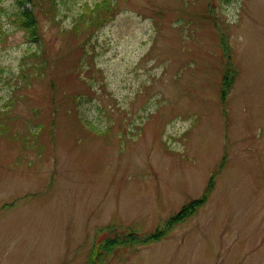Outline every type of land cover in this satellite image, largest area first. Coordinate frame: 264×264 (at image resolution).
Segmentation results:
<instances>
[{"label": "rangeland", "instance_id": "obj_1", "mask_svg": "<svg viewBox=\"0 0 264 264\" xmlns=\"http://www.w3.org/2000/svg\"><path fill=\"white\" fill-rule=\"evenodd\" d=\"M0 264H264V0H0Z\"/></svg>", "mask_w": 264, "mask_h": 264}, {"label": "trees", "instance_id": "obj_2", "mask_svg": "<svg viewBox=\"0 0 264 264\" xmlns=\"http://www.w3.org/2000/svg\"><path fill=\"white\" fill-rule=\"evenodd\" d=\"M102 5L108 6L106 4V2H104V1L101 3L98 2L94 6L88 7L85 15H84V11L81 12L79 15V18L82 19L84 17V19L86 21V26L87 25L90 26L97 21L98 17L102 16L101 14H104V16H106V15L108 16L112 12V8L110 6L108 8H103ZM102 9H103V11H102ZM18 21H19L20 27H22L26 32H28L31 36H33L34 39L33 38L32 39L34 41H36L38 39L36 37L38 32H37L36 21H34V16H33L32 12L29 13V12H21L20 11V14L18 15ZM79 21H80V19H79ZM75 24H76V26L74 27V29H76L78 27L79 22H76ZM233 73H231V70H230L229 73L224 75L222 84H224V86L226 88L225 96H226V94L229 93L228 91L230 90L231 85L234 82L235 78L233 77ZM223 95H224V93L222 91L221 97H223ZM210 179L211 180L209 181V187L206 188L205 195L203 197L199 198V200H195L194 202L188 204L187 206H184L183 209H181L179 212H177L173 216V218L170 219V222H169L170 225H173V223H180V222L184 221V219H186L187 217L195 214L194 213L195 210L205 203V200L207 199L208 195L210 194V191H211L210 189L213 188V184H214L213 177H210ZM154 237H156V236H154ZM130 240H134V239L131 238ZM121 242H127V239H126V241H120V240L119 241L114 240L111 242L108 241V243L105 246L106 247L115 246L116 244L118 245Z\"/></svg>", "mask_w": 264, "mask_h": 264}]
</instances>
